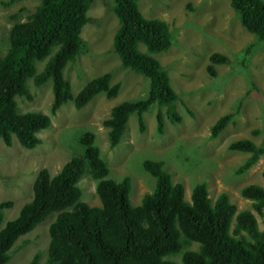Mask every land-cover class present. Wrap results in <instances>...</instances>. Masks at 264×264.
Here are the masks:
<instances>
[{"label":"trees","instance_id":"16d2710c","mask_svg":"<svg viewBox=\"0 0 264 264\" xmlns=\"http://www.w3.org/2000/svg\"><path fill=\"white\" fill-rule=\"evenodd\" d=\"M15 1L1 0L4 6ZM139 1L107 0L119 20L113 42L122 64L150 78L147 96L118 103L104 120L112 147L121 142L133 113L138 115L140 130H145L143 115L154 104L159 105V133L165 132V117L174 124L182 122L176 108L179 96L169 73L152 55L172 45L170 24L160 17H146ZM92 3L39 0L25 20L18 19V12L11 15L14 23L8 31L7 50L0 53V138L6 145H12L15 134L23 147L35 149L42 143L39 132L52 124L50 114L20 111L17 97H32L28 80L38 86L53 80L51 114L70 100L81 109L100 92L107 97L119 93L121 83H112V75L105 72L73 95L63 72L69 61L89 49L81 33L91 21L88 11ZM231 5L246 29L264 40V0H231ZM141 43L147 52L139 48ZM40 61L42 69H38ZM210 61L212 75L217 74V64L230 62L219 52L212 53ZM234 115L219 116L210 127V136H218ZM80 143L83 153L69 159L56 174L46 167L39 171L31 198L4 226V209L14 202L0 201V264H7L15 242L52 212L56 214L49 225L48 248L37 250L24 264H264V227L257 216L264 214V185L249 183L241 188V195L252 201L251 207L241 210L227 192L213 201L206 182L194 184L190 199H186L184 183L172 179L165 162L146 159L144 166L156 178V186L144 194L140 204L133 205L129 196L132 178H106L110 168L95 134L86 132ZM227 147L249 153L235 169L236 174H243L264 154V135L260 143L236 138ZM85 172L96 181L100 206L81 199L79 180Z\"/></svg>","mask_w":264,"mask_h":264},{"label":"rangeland","instance_id":"374dc122","mask_svg":"<svg viewBox=\"0 0 264 264\" xmlns=\"http://www.w3.org/2000/svg\"><path fill=\"white\" fill-rule=\"evenodd\" d=\"M38 2L16 0L4 6L0 0V53L7 50L8 31L14 23L11 15L18 12V19L25 20ZM139 7L146 17H160L170 24L172 45L152 55L169 73L179 96L176 108L182 122L174 124L165 117V132L159 133V105L154 104L143 115L144 131L139 128L138 115L133 113L121 142L115 147L110 145L104 120L118 103L147 96L150 78L122 64L113 42L118 17L108 8L107 0H93L88 11L91 21L81 33L89 49L69 61L63 72L71 82L73 95L105 72L112 75V83H121L119 93L107 97L100 92L81 109L70 100L51 114L53 80L49 78L40 86L33 79L28 80L32 97H17L20 111L50 114L52 124L39 132L42 143L35 149L23 147L15 134L10 146L0 138V201L14 202L4 209L2 226L16 217L31 198L33 183L42 168L56 174L70 158L83 153L80 138L88 131L95 134L110 168L106 178H132L129 196L133 205L140 204L144 194L156 186V178L144 166L146 159H153L163 160L172 179L184 183L186 199H190L194 184L206 182L213 201L221 192H227L238 210L251 207L252 201L241 195V188L249 183L264 185V154L247 172L236 174V167L249 153L230 150L227 145L236 138H251L260 143L264 135V40L243 26L231 0H140ZM139 48L147 52L144 44ZM214 52L225 54L230 60L216 65V75L208 70ZM42 65L38 62V69ZM230 112L235 114L233 120L212 138L211 125ZM255 129H260V133L254 134ZM80 185L81 199L100 206L96 181L89 172L84 173ZM55 214L50 213L15 242L7 264H24L37 250L46 251L49 225ZM257 216L263 228L264 214ZM25 239L30 241L24 244Z\"/></svg>","mask_w":264,"mask_h":264},{"label":"clouds","instance_id":"9594fccd","mask_svg":"<svg viewBox=\"0 0 264 264\" xmlns=\"http://www.w3.org/2000/svg\"><path fill=\"white\" fill-rule=\"evenodd\" d=\"M234 10L236 11V9H235V8H234ZM236 13H237L238 17L240 18V16H239V14H238V12H237V11H236ZM240 21H241V19H240ZM241 23H242V22H241ZM243 26H244V25H243ZM244 27H245V26H244ZM245 28H246V27H245ZM249 32H250V31H249ZM251 33H252V32H251ZM136 72H137V71H136ZM124 134H125V133H124ZM70 159H71V158H70ZM62 166H63V165H62ZM62 166H61V167H62ZM61 167H60V168H61ZM82 176H83V175H82ZM81 178H82V177H81ZM81 178H80V180H81ZM80 180H79V183H80ZM81 188H82V187H81ZM82 192H83V190H82Z\"/></svg>","mask_w":264,"mask_h":264}]
</instances>
